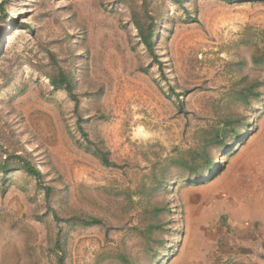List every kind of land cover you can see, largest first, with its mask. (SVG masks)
I'll return each mask as SVG.
<instances>
[{
    "label": "rangeland",
    "instance_id": "1",
    "mask_svg": "<svg viewBox=\"0 0 264 264\" xmlns=\"http://www.w3.org/2000/svg\"><path fill=\"white\" fill-rule=\"evenodd\" d=\"M134 10L158 27L156 57ZM263 48L264 0H0V165L12 166L0 168V264H163L194 194L238 179L264 142V65L253 60ZM61 70L78 106L51 82ZM248 85L261 92L250 105L235 96ZM226 117L242 122L228 126L232 146L212 150L210 171L171 163ZM19 154L43 172L42 187Z\"/></svg>",
    "mask_w": 264,
    "mask_h": 264
},
{
    "label": "crops",
    "instance_id": "2",
    "mask_svg": "<svg viewBox=\"0 0 264 264\" xmlns=\"http://www.w3.org/2000/svg\"><path fill=\"white\" fill-rule=\"evenodd\" d=\"M243 162L238 179L194 194L163 264H264V142Z\"/></svg>",
    "mask_w": 264,
    "mask_h": 264
},
{
    "label": "trees",
    "instance_id": "3",
    "mask_svg": "<svg viewBox=\"0 0 264 264\" xmlns=\"http://www.w3.org/2000/svg\"><path fill=\"white\" fill-rule=\"evenodd\" d=\"M184 0H175V2L182 4ZM240 1H259V0H240ZM1 8L4 10L3 5ZM144 13L147 17L151 16L149 6L146 2L144 5ZM5 12V11H4ZM134 23L139 30V35L142 43L147 47L150 53L156 57L157 53L155 51V39L158 34V27L154 23H148L147 21L143 22L140 17V12L134 10L133 11ZM253 60L257 64L264 65V48L256 52L253 56ZM52 84L57 88L66 89L72 98L75 100L76 105L79 104V97L74 92V82L71 79V76L61 70L57 75L51 77ZM261 95L260 91H257L255 85H248L241 87L236 90V98L241 102L250 105L253 102L254 97H258ZM82 117L78 119V127L81 134L84 136L85 140L88 143H93V141L89 138V133L86 131L85 127L82 124ZM241 118H233L226 117L222 122L223 126H213L211 130H209L206 134L202 135L198 143V149H193L188 152V156H182L177 159H173L171 163H177L187 174L198 175L205 171H210L212 167L217 163L216 155L212 152V150L216 147L219 150H224L232 146V142L227 138L228 135V126L234 125L236 122H242ZM237 136L240 134L236 129H234ZM93 150L94 154L100 158L103 164L108 166H117V163L113 161L109 156V151L105 149L104 146L98 145L94 143ZM89 148V147H88ZM18 159V168H22L28 174L34 176L39 186H43L44 184V174L43 172L26 156L23 154H19ZM1 170L4 173H8L12 170V166L8 161L0 165ZM171 182L167 181H159V187H165L171 184ZM44 190L46 193L47 200L50 199L54 187L52 185H44ZM156 211H161L160 208H156ZM55 218L58 221H62L63 219L54 211ZM69 221L75 222V224H81L84 226L103 224V221L97 217H71L68 219ZM152 227H161L160 225H151ZM58 250L64 251V244L60 238L56 241Z\"/></svg>",
    "mask_w": 264,
    "mask_h": 264
}]
</instances>
